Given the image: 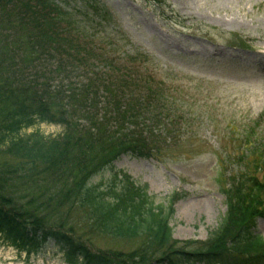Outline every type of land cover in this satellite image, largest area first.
<instances>
[{"label":"trees","instance_id":"obj_1","mask_svg":"<svg viewBox=\"0 0 264 264\" xmlns=\"http://www.w3.org/2000/svg\"><path fill=\"white\" fill-rule=\"evenodd\" d=\"M82 2L0 0V245L64 264H264L254 215L264 216V201L254 191L227 190L228 213L212 233L216 247L191 251L173 243L171 223L184 197L157 204L148 186L117 170L125 155L160 161L183 107L147 75L144 57L107 52L92 40L80 26ZM188 107L179 115L193 118ZM43 123L62 131L42 134L35 127ZM247 134L239 138L248 142L243 151L252 144ZM259 144L252 146L258 160ZM75 213L88 221L75 224ZM83 225L142 239L144 248L97 252L75 230Z\"/></svg>","mask_w":264,"mask_h":264},{"label":"rangeland","instance_id":"obj_2","mask_svg":"<svg viewBox=\"0 0 264 264\" xmlns=\"http://www.w3.org/2000/svg\"><path fill=\"white\" fill-rule=\"evenodd\" d=\"M79 9V25L95 43L123 57L138 53L147 75L163 82L171 101L186 114L192 104L193 118L179 115L182 111L173 116L179 119L169 131L173 146L163 150L160 161L125 155L115 164L136 184L148 186L157 204L169 206L175 194L184 197L171 223L174 247H216L212 233L228 213L229 190L244 185L246 193L254 191L255 200L264 201V158L252 155L259 143L264 154V0H83ZM97 13L106 14L103 23ZM35 128L53 136L62 131L45 123ZM251 129V147L243 151L248 142L239 138ZM197 200L204 212H189ZM254 215L256 233L264 239V216ZM73 218L75 224L88 221L82 213ZM75 230L107 255L144 248L142 239L110 238L84 225ZM235 238H228V245ZM0 264L63 263L0 245Z\"/></svg>","mask_w":264,"mask_h":264},{"label":"bare ground","instance_id":"obj_3","mask_svg":"<svg viewBox=\"0 0 264 264\" xmlns=\"http://www.w3.org/2000/svg\"><path fill=\"white\" fill-rule=\"evenodd\" d=\"M232 23H229V24H232ZM203 204L204 203H202V201H200V200L194 201L188 206V211L191 212V213H197V212H200V211L204 212V207L205 206Z\"/></svg>","mask_w":264,"mask_h":264}]
</instances>
